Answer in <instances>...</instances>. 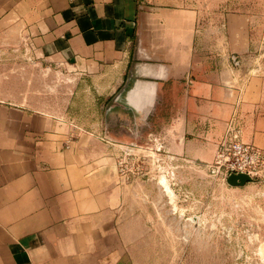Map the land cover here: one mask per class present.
Masks as SVG:
<instances>
[{
  "label": "crops",
  "instance_id": "0c3cea01",
  "mask_svg": "<svg viewBox=\"0 0 264 264\" xmlns=\"http://www.w3.org/2000/svg\"><path fill=\"white\" fill-rule=\"evenodd\" d=\"M250 25L222 14L204 54L183 1L0 0V57L26 58L0 64V264H134L116 159L127 143L164 138L210 162L235 124L264 149Z\"/></svg>",
  "mask_w": 264,
  "mask_h": 264
},
{
  "label": "rangeland",
  "instance_id": "374dc122",
  "mask_svg": "<svg viewBox=\"0 0 264 264\" xmlns=\"http://www.w3.org/2000/svg\"><path fill=\"white\" fill-rule=\"evenodd\" d=\"M182 1L200 12L199 49L211 48L208 34L226 12L250 16L251 47L245 67L264 74V0ZM209 54V53H208ZM0 57V64L25 61ZM96 112L97 106L90 107ZM242 137V136H241ZM164 138L127 143L116 159L123 181L126 252L134 264H264L263 160L243 182L231 183L227 164L165 151Z\"/></svg>",
  "mask_w": 264,
  "mask_h": 264
},
{
  "label": "built area",
  "instance_id": "2783aa9c",
  "mask_svg": "<svg viewBox=\"0 0 264 264\" xmlns=\"http://www.w3.org/2000/svg\"><path fill=\"white\" fill-rule=\"evenodd\" d=\"M238 64L235 56L232 58ZM241 129L231 124L216 151L217 162L227 164L229 173L251 172L263 160V152L242 140Z\"/></svg>",
  "mask_w": 264,
  "mask_h": 264
},
{
  "label": "water",
  "instance_id": "95a60500",
  "mask_svg": "<svg viewBox=\"0 0 264 264\" xmlns=\"http://www.w3.org/2000/svg\"><path fill=\"white\" fill-rule=\"evenodd\" d=\"M248 176L243 173H237V174H231L228 177V181L231 183H237V182H243L244 180H247Z\"/></svg>",
  "mask_w": 264,
  "mask_h": 264
}]
</instances>
